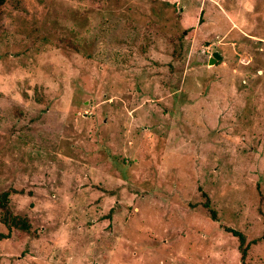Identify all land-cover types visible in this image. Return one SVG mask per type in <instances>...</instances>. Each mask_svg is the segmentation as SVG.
I'll use <instances>...</instances> for the list:
<instances>
[{"label": "rangeland", "instance_id": "rangeland-1", "mask_svg": "<svg viewBox=\"0 0 264 264\" xmlns=\"http://www.w3.org/2000/svg\"><path fill=\"white\" fill-rule=\"evenodd\" d=\"M6 190L3 264H264V0H7Z\"/></svg>", "mask_w": 264, "mask_h": 264}, {"label": "trees", "instance_id": "trees-1", "mask_svg": "<svg viewBox=\"0 0 264 264\" xmlns=\"http://www.w3.org/2000/svg\"><path fill=\"white\" fill-rule=\"evenodd\" d=\"M7 0H0V14L5 6ZM10 195L11 192L9 190L0 192V208L2 209V222L7 226L9 231H13L14 229H20L26 232H30L32 230V224L28 217H24L21 215L14 214L10 207ZM209 203L206 202V206ZM216 217V215L214 214ZM227 230L232 232L234 235L238 236L240 239V251L242 254V264H245V260L248 254V250L250 244H247L246 235L236 229L228 228ZM10 234L0 233V239L9 237ZM0 264L2 263V257L0 255Z\"/></svg>", "mask_w": 264, "mask_h": 264}, {"label": "water", "instance_id": "water-1", "mask_svg": "<svg viewBox=\"0 0 264 264\" xmlns=\"http://www.w3.org/2000/svg\"><path fill=\"white\" fill-rule=\"evenodd\" d=\"M223 59V55L219 51H214L212 57H210V64H215L217 61Z\"/></svg>", "mask_w": 264, "mask_h": 264}]
</instances>
